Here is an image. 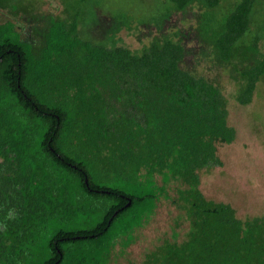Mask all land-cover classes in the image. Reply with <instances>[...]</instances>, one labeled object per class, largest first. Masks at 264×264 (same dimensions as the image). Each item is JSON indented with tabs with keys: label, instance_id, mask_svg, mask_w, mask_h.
Masks as SVG:
<instances>
[{
	"label": "trees",
	"instance_id": "16d2710c",
	"mask_svg": "<svg viewBox=\"0 0 264 264\" xmlns=\"http://www.w3.org/2000/svg\"><path fill=\"white\" fill-rule=\"evenodd\" d=\"M56 1L61 16L43 0H0V264H109L160 196L187 227L139 264H264V217L240 219L199 189L197 171L220 164L216 144L235 131L219 82L183 64L166 26L195 8L194 59L225 72L245 105L264 76V0H154L151 11L116 0L104 25L96 0ZM119 27L147 44L117 45Z\"/></svg>",
	"mask_w": 264,
	"mask_h": 264
},
{
	"label": "rangeland",
	"instance_id": "374dc122",
	"mask_svg": "<svg viewBox=\"0 0 264 264\" xmlns=\"http://www.w3.org/2000/svg\"><path fill=\"white\" fill-rule=\"evenodd\" d=\"M138 1L118 0V3L130 7L137 2L142 8V3ZM96 2L100 7L95 17L104 25L106 19H112L117 2L116 0ZM153 3L154 0H147L143 9L153 10ZM62 8V4L56 0H43L40 10L61 16ZM194 22L195 8H188L171 16L166 26L170 33L179 31L183 38L187 49L183 64L198 72L203 71V74L214 77L219 82V87L227 99V124L235 131L231 142L216 144L215 153L220 164L197 171L199 189L206 199L229 204L240 219L251 216L264 217V76L256 83L250 102L245 105L237 104L232 97L235 86L228 80L225 72L215 76L213 75L215 71L203 68L206 59H203L202 63L196 62V58L197 60L199 58L197 55L194 59L196 49L192 31ZM20 31L23 33L25 30ZM110 37L117 45L132 51L139 50L149 40L142 36L139 29L123 27H119ZM260 51L264 52V41L260 44ZM169 185L167 194L172 196L173 186ZM98 215L96 212L93 213L90 220H97ZM186 227L182 211L160 196L152 214L141 227L134 230L132 243L123 250L116 247L109 264H139L143 253L160 243L162 239L179 242ZM48 236L49 232L38 233L41 243Z\"/></svg>",
	"mask_w": 264,
	"mask_h": 264
},
{
	"label": "water",
	"instance_id": "95a60500",
	"mask_svg": "<svg viewBox=\"0 0 264 264\" xmlns=\"http://www.w3.org/2000/svg\"><path fill=\"white\" fill-rule=\"evenodd\" d=\"M129 205V202H127V204L125 206H128Z\"/></svg>",
	"mask_w": 264,
	"mask_h": 264
},
{
	"label": "crops",
	"instance_id": "0c3cea01",
	"mask_svg": "<svg viewBox=\"0 0 264 264\" xmlns=\"http://www.w3.org/2000/svg\"><path fill=\"white\" fill-rule=\"evenodd\" d=\"M0 18H1V12H0Z\"/></svg>",
	"mask_w": 264,
	"mask_h": 264
}]
</instances>
